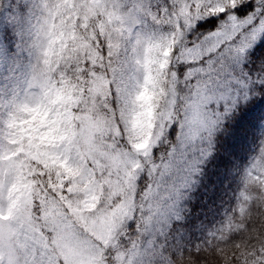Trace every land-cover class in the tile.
<instances>
[{
    "label": "rangeland",
    "instance_id": "rangeland-1",
    "mask_svg": "<svg viewBox=\"0 0 264 264\" xmlns=\"http://www.w3.org/2000/svg\"><path fill=\"white\" fill-rule=\"evenodd\" d=\"M2 4L21 26L12 78L0 82V239L21 247V264H144L150 239L135 248L131 227L144 222L150 233L172 211L166 187L152 183L174 173L175 157L165 167L154 151L181 111L168 61L135 46L150 21L125 14L131 0H43L47 14L36 0ZM97 31L104 58L92 45ZM103 61L106 77L90 71L83 83ZM111 89L118 125L86 102V91L90 101ZM147 177L151 188L141 189Z\"/></svg>",
    "mask_w": 264,
    "mask_h": 264
},
{
    "label": "snow or ice",
    "instance_id": "snow-or-ice-1",
    "mask_svg": "<svg viewBox=\"0 0 264 264\" xmlns=\"http://www.w3.org/2000/svg\"><path fill=\"white\" fill-rule=\"evenodd\" d=\"M36 2L47 14L43 0ZM124 12L153 29L138 34L135 46L168 61L181 106L170 132L184 129L182 168L196 174L222 150L228 160L242 156L246 170L264 173V0H201L198 11L195 0H131ZM20 26L11 8L0 11V82L12 78ZM21 260V247L0 239V264Z\"/></svg>",
    "mask_w": 264,
    "mask_h": 264
},
{
    "label": "trees",
    "instance_id": "trees-1",
    "mask_svg": "<svg viewBox=\"0 0 264 264\" xmlns=\"http://www.w3.org/2000/svg\"><path fill=\"white\" fill-rule=\"evenodd\" d=\"M94 34L92 45L104 58L105 42L98 31ZM102 63L105 66L86 68L82 82L91 78L90 71H99L106 77L108 64ZM70 72L74 73L73 67ZM85 95L93 115L109 114L115 121L119 119L113 89L106 98L99 95L89 101L90 92ZM180 130L172 131L167 137L169 142L154 151L156 162L162 161L165 167L175 157L174 173L165 169L152 183V187H166L168 193L160 191L162 198L168 199L167 205H173L172 211L150 233L144 222L140 228L138 224L131 227H135L132 237L138 241L135 248L140 249L143 241L150 239L144 264H264V173L246 170L242 156L228 160L222 150L208 156L198 173L192 166L184 170L178 142ZM148 186L147 177L145 184L140 182V188L148 190ZM144 207L146 204L141 218L146 214Z\"/></svg>",
    "mask_w": 264,
    "mask_h": 264
}]
</instances>
